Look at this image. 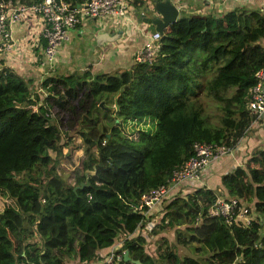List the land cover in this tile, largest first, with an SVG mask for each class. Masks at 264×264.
Segmentation results:
<instances>
[{"label": "trees", "instance_id": "obj_1", "mask_svg": "<svg viewBox=\"0 0 264 264\" xmlns=\"http://www.w3.org/2000/svg\"><path fill=\"white\" fill-rule=\"evenodd\" d=\"M134 1L136 10L144 6ZM262 38L259 10L180 13L163 28L149 62L107 73L48 75L37 83L38 92L31 90V78L0 61V194L12 202L0 199V225L10 226L12 238L7 244L0 234L7 246L0 264H264L261 147L222 174L216 189L199 181L182 185L160 202V217L151 227V216L134 210L141 194L165 185L193 156L194 143L233 148L258 116L247 107L246 95L264 67ZM204 99L220 113L205 115ZM72 100L83 112L67 132L58 123L72 111ZM138 108L151 112L153 130L124 133L122 120ZM63 168L68 170L60 175ZM218 199H234L235 207L246 209L248 222L210 214ZM122 237L120 260L106 261ZM153 237L151 253L147 242ZM176 245L200 257L179 256Z\"/></svg>", "mask_w": 264, "mask_h": 264}, {"label": "crops", "instance_id": "obj_2", "mask_svg": "<svg viewBox=\"0 0 264 264\" xmlns=\"http://www.w3.org/2000/svg\"><path fill=\"white\" fill-rule=\"evenodd\" d=\"M133 1L128 5L127 23L114 26L102 19L82 20L78 26L67 32L66 39L57 48L49 65H44L41 61L42 39L39 34L41 26L36 18L28 17L20 24L11 25L14 47L12 52L1 54L0 61L11 67L19 76L31 78L33 80L31 90L35 92L39 91L36 87L37 83L48 75H64L84 69H89L92 74H98L126 68L134 62L136 51L151 33L147 24L142 22L143 17L138 16ZM142 1L149 5L152 0ZM179 2H181L179 13L185 15H220L239 7L264 13V0H179ZM147 12L144 17L149 18ZM99 33L116 34L117 37L110 41L97 42L96 35ZM259 44L264 48V38L259 40ZM262 88L264 90V82ZM257 147L264 149V110L249 123L244 134L226 155L212 160L205 167L199 184L209 189H216L220 186V176L236 166H242ZM158 206L151 216L153 222H156L161 214L160 208L157 209ZM148 242L147 244L152 247V242ZM106 251L107 249L101 251V255ZM99 262L90 264H99Z\"/></svg>", "mask_w": 264, "mask_h": 264}, {"label": "built area", "instance_id": "obj_3", "mask_svg": "<svg viewBox=\"0 0 264 264\" xmlns=\"http://www.w3.org/2000/svg\"><path fill=\"white\" fill-rule=\"evenodd\" d=\"M132 0H86L80 5L71 7L69 0H38L24 3L20 0H0V55L12 52L14 44L10 27L20 24L28 17L36 18L40 24L39 34L42 39L41 61L49 65L57 48L66 39L67 32L74 29L84 19H102L109 21L111 25L127 23L128 5ZM152 0L138 10V16L144 17L146 11L152 9ZM181 11L179 0H169ZM150 31V30H148ZM151 32V31H150ZM158 32H151L142 42L134 55V62H149L157 51ZM255 83L247 89V107L259 115L264 110V67L255 73ZM231 148L218 143L198 144L192 146L193 156L190 157L179 170L172 173L165 185L141 194L139 203L134 210L142 212L144 218L153 215V210L164 199L175 195L182 185L192 184L200 180L201 173L212 161L226 155ZM181 187V188H180ZM212 215H221L226 221L240 219L248 222L245 208L235 207V200L228 202L218 199L209 209ZM150 219L146 227H151ZM122 238L109 248L106 261H119L121 255L116 250L122 245ZM122 240V241H121Z\"/></svg>", "mask_w": 264, "mask_h": 264}, {"label": "rangeland", "instance_id": "obj_4", "mask_svg": "<svg viewBox=\"0 0 264 264\" xmlns=\"http://www.w3.org/2000/svg\"><path fill=\"white\" fill-rule=\"evenodd\" d=\"M153 5H154V3L152 4V9H153ZM79 100L80 101L84 100V98H82V96H80ZM75 101L76 100H72V111L67 112L68 114H65L63 116V118L61 119V121L58 123L60 129L66 130L67 132H69L73 129L75 123L77 122V120L79 119L80 115L83 112L82 108L78 107L75 103H73ZM68 104H71V103L69 102ZM203 111H204V114L207 116L220 113L219 107L216 104H214L213 102L209 101L208 99H204ZM148 114L150 115L151 112L145 108H138V109L133 110L131 113L133 118L130 117L127 120H122L123 124H121V128H122L123 132L128 134L129 132H132V130H134V129H141V128L153 130L154 125H155V118H153L151 116H147ZM129 116L130 115L128 114V117ZM49 118L55 119V117L52 113L49 116ZM21 120L23 121V117L21 118ZM206 120L210 124H214V125L217 124V121L215 120V118H208ZM65 151H66L65 149H62L63 153H66ZM66 170H68V169L63 168L59 172L60 175H65ZM0 199L8 200L6 198L5 194H0ZM8 201H9V203L12 204V202L10 200H8ZM9 229H10V226H6L5 228H3L2 225H0V234H3L6 236L7 244H9V243L12 244V238L10 237V235L8 233ZM165 237L168 238V241L170 243H173V237H172L171 233L166 234ZM155 238L156 237H153L150 240L152 242V247L150 246V244H147L148 252H149V250L151 253L154 251L153 241L155 240ZM5 247H7V246L5 244H3L2 242H0V251L1 252L3 251V249ZM176 250H177V254L179 256L189 255V256L197 257V258L200 257V255L198 253H195L194 251H192L190 247L187 248V247H181L179 245H176Z\"/></svg>", "mask_w": 264, "mask_h": 264}, {"label": "water", "instance_id": "obj_5", "mask_svg": "<svg viewBox=\"0 0 264 264\" xmlns=\"http://www.w3.org/2000/svg\"><path fill=\"white\" fill-rule=\"evenodd\" d=\"M153 9L147 12V17H143L142 22L147 24L148 30L151 32L155 31L159 34L162 33L163 28L169 24L176 21L178 18V10L169 0H159L153 2ZM158 14V15H157ZM117 35H108L107 33H99L96 35V41L100 40H113ZM114 109L117 110V105L115 104ZM87 171H85V174ZM81 186V185H80ZM127 259V253H123V261ZM138 264V261H135Z\"/></svg>", "mask_w": 264, "mask_h": 264}, {"label": "clouds", "instance_id": "obj_6", "mask_svg": "<svg viewBox=\"0 0 264 264\" xmlns=\"http://www.w3.org/2000/svg\"><path fill=\"white\" fill-rule=\"evenodd\" d=\"M179 13V12H178ZM180 14V13H179ZM179 16V15H178Z\"/></svg>", "mask_w": 264, "mask_h": 264}]
</instances>
